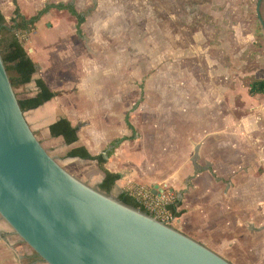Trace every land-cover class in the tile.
<instances>
[{"label": "crops", "instance_id": "1", "mask_svg": "<svg viewBox=\"0 0 264 264\" xmlns=\"http://www.w3.org/2000/svg\"><path fill=\"white\" fill-rule=\"evenodd\" d=\"M11 1L14 10L8 4ZM41 1L0 0V10L6 19H11L18 6L23 16L31 17L46 6ZM261 3L262 0L257 2L259 14ZM65 4L73 5L76 14L66 11L76 17L75 28L79 30L86 13L78 12L72 3ZM55 10L58 9L43 15L35 28L40 30L44 18ZM78 16L83 18L82 23ZM51 31L52 28L47 29L46 36L32 42L29 54L38 65L32 80L15 87L19 100L38 94L37 79H42L53 92L51 99L25 111L28 123L50 154L92 186H100L106 170L118 174L112 189L118 197L127 193V180H136L152 190L168 182L177 195L176 228L233 264H264V93L226 88L213 97L204 91L191 96L181 84H171L176 78L158 75L160 83L155 94L143 91L140 106L126 111L123 132L127 136L117 142L110 143L117 129L111 115L118 99L115 94H101L100 114L84 123H93L94 132L90 135L94 134L95 140H91L86 128L72 115L86 106L81 95V88L87 83L85 74L79 72L76 54L65 56L73 46L54 48L56 40L49 34ZM131 93L126 95L130 102ZM151 95H155L153 99ZM140 109L143 122L137 127ZM61 119L78 128L77 141L67 143L63 135L52 133ZM133 145L139 148L135 150ZM154 145L159 146L157 169L150 164ZM75 150L98 159L69 155ZM99 158L105 161L103 165ZM165 159H169V166V161L163 162ZM9 253L0 245V258Z\"/></svg>", "mask_w": 264, "mask_h": 264}, {"label": "rangeland", "instance_id": "2", "mask_svg": "<svg viewBox=\"0 0 264 264\" xmlns=\"http://www.w3.org/2000/svg\"><path fill=\"white\" fill-rule=\"evenodd\" d=\"M42 1L72 3L78 12L86 13L79 30L75 28L76 17L66 10H55L44 18L40 30L36 27L30 34L18 33V37L29 52L32 42L52 28L57 32H49L56 40L54 48L74 47L65 56L77 55L79 72L85 74L87 83L81 88L86 106L72 115L86 128L89 139L94 135H90L93 123H84L100 114L101 94H115L118 99L111 115L117 126L110 140L113 143L127 136L123 132L126 111L140 106L142 92L155 94L158 75L176 78L171 84H181L188 95L204 91L212 97L226 88L244 90L254 80L264 78V0L260 14L259 0ZM8 4L14 10L13 2ZM73 90L77 94L78 87ZM131 91L130 102L126 95ZM108 108L111 110L110 104ZM138 114L137 127L143 122L141 109ZM154 147L150 164L157 169L159 146ZM129 182L137 181L127 180L125 186Z\"/></svg>", "mask_w": 264, "mask_h": 264}, {"label": "water", "instance_id": "3", "mask_svg": "<svg viewBox=\"0 0 264 264\" xmlns=\"http://www.w3.org/2000/svg\"><path fill=\"white\" fill-rule=\"evenodd\" d=\"M0 216L48 264H233L62 166L28 123L1 50Z\"/></svg>", "mask_w": 264, "mask_h": 264}, {"label": "trees", "instance_id": "4", "mask_svg": "<svg viewBox=\"0 0 264 264\" xmlns=\"http://www.w3.org/2000/svg\"><path fill=\"white\" fill-rule=\"evenodd\" d=\"M54 8L58 10H68L71 13L76 14L74 12L73 5L62 2L47 3L42 10L31 17L23 16L17 6L14 16L9 21L0 10V50L14 88L20 84L30 82L38 70V65L33 61L28 50L19 39L18 33L30 34L32 30L35 29V24L41 19V17ZM78 19L79 23H82L83 18L78 16ZM36 82L40 90L38 94L33 98L19 100L21 108L24 112L28 109L36 108L42 105L54 96L53 92L49 90L42 79H37ZM249 92L250 94L264 93V79L254 80L249 86ZM77 131L78 128L72 126L67 119H61L58 126L52 129V133L54 135H63L67 143H73L78 140ZM69 155H81L82 157L90 159L96 158L85 151L82 154H79L78 150L72 151ZM99 159V162L103 165L105 161L101 158ZM105 173V179L99 187L101 190L110 193L112 192L119 175L108 170H106ZM119 198L126 204L140 208L142 211L147 212L128 193L121 194ZM176 202L177 200L170 206V209L174 213H176Z\"/></svg>", "mask_w": 264, "mask_h": 264}, {"label": "built area", "instance_id": "5", "mask_svg": "<svg viewBox=\"0 0 264 264\" xmlns=\"http://www.w3.org/2000/svg\"><path fill=\"white\" fill-rule=\"evenodd\" d=\"M129 183L130 184L126 186V192L132 196L139 205L157 219L167 224H175L176 215L170 209V206L177 200V195L169 184L164 183L162 185L161 193H153L152 188L145 184Z\"/></svg>", "mask_w": 264, "mask_h": 264}, {"label": "flooded vegetation", "instance_id": "6", "mask_svg": "<svg viewBox=\"0 0 264 264\" xmlns=\"http://www.w3.org/2000/svg\"><path fill=\"white\" fill-rule=\"evenodd\" d=\"M6 223L0 216L1 250L10 252L9 255L0 258V264L9 261L14 264H48L12 228L8 230Z\"/></svg>", "mask_w": 264, "mask_h": 264}]
</instances>
